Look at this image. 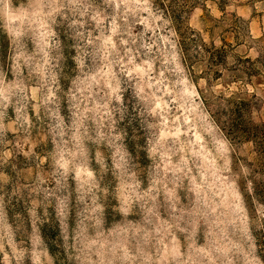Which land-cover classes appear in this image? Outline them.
<instances>
[{
    "label": "rangeland",
    "instance_id": "obj_1",
    "mask_svg": "<svg viewBox=\"0 0 264 264\" xmlns=\"http://www.w3.org/2000/svg\"><path fill=\"white\" fill-rule=\"evenodd\" d=\"M237 115L264 0H0V264H264Z\"/></svg>",
    "mask_w": 264,
    "mask_h": 264
},
{
    "label": "trees",
    "instance_id": "obj_2",
    "mask_svg": "<svg viewBox=\"0 0 264 264\" xmlns=\"http://www.w3.org/2000/svg\"><path fill=\"white\" fill-rule=\"evenodd\" d=\"M239 104L244 105L245 102H240ZM230 133L240 141L256 142L264 152V134L260 132L258 126L243 122L241 115H237L233 118V122L230 123Z\"/></svg>",
    "mask_w": 264,
    "mask_h": 264
}]
</instances>
